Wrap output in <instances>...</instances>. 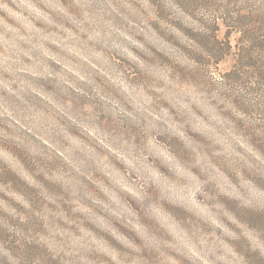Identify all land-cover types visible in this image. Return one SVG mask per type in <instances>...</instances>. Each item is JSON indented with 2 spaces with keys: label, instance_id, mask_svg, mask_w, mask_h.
<instances>
[{
  "label": "clouds",
  "instance_id": "9594fccd",
  "mask_svg": "<svg viewBox=\"0 0 264 264\" xmlns=\"http://www.w3.org/2000/svg\"><path fill=\"white\" fill-rule=\"evenodd\" d=\"M0 264H264V0H0Z\"/></svg>",
  "mask_w": 264,
  "mask_h": 264
},
{
  "label": "rangeland",
  "instance_id": "374dc122",
  "mask_svg": "<svg viewBox=\"0 0 264 264\" xmlns=\"http://www.w3.org/2000/svg\"><path fill=\"white\" fill-rule=\"evenodd\" d=\"M226 42H227V38L225 37L223 43L225 44ZM165 116L167 117V113H165ZM176 133L178 136L183 137L191 145V140L185 136V133L182 130H180L179 127H177V129H176ZM158 147L162 150L164 146L159 145ZM173 147L182 156L187 157L188 154L181 148V145L179 143L174 141ZM164 155H167V153L165 152ZM115 179L123 187L125 193H129V194L138 196V193L135 192L134 187L127 182V180L124 176L120 175L119 173H116ZM126 199H127V197H126ZM126 211H127L128 224L131 227H134V228L140 230L142 226L138 222L135 221L136 213L134 211H130V210H126ZM202 211H204V210L202 209Z\"/></svg>",
  "mask_w": 264,
  "mask_h": 264
},
{
  "label": "trees",
  "instance_id": "16d2710c",
  "mask_svg": "<svg viewBox=\"0 0 264 264\" xmlns=\"http://www.w3.org/2000/svg\"><path fill=\"white\" fill-rule=\"evenodd\" d=\"M214 47L216 48L217 50V53L219 55H223V53L225 52V50L227 49L228 47V43L226 42L225 44L223 42H221L219 39H216L215 40V45Z\"/></svg>",
  "mask_w": 264,
  "mask_h": 264
}]
</instances>
